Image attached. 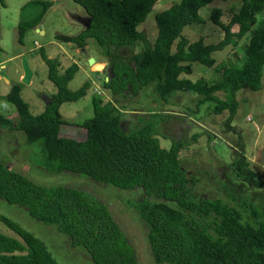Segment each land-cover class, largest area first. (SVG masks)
<instances>
[{
  "label": "trees",
  "instance_id": "16d2710c",
  "mask_svg": "<svg viewBox=\"0 0 264 264\" xmlns=\"http://www.w3.org/2000/svg\"><path fill=\"white\" fill-rule=\"evenodd\" d=\"M72 1L87 12L86 29L78 36L58 38L80 48L94 39L103 47L106 68L110 69L104 88L114 96L135 97L156 83L157 101L165 106L170 105L174 92L195 93L199 108L213 103L214 115L227 113L233 121L240 105L237 93L263 88L264 0H245L241 12L229 22L224 21L222 10H214L213 23L226 33L216 43H206L204 38L191 41L183 35L187 27L205 23L200 12L216 0H182L157 16L155 40H148L138 27L162 0ZM43 6L46 12L51 3ZM37 24L21 27V43ZM237 25L239 30L234 31ZM248 35L244 57L218 61L213 56L216 51L238 48ZM138 44L142 47L136 51ZM45 59L58 93L41 114L35 115L22 97L21 86H13L7 100L16 107L19 120L14 122L0 113V127L24 132L31 144L41 142L43 163L50 172L84 175L122 191L140 192L142 199L134 209L148 227L157 264H264V207L247 203L236 207L223 199L199 198L194 193L199 181L190 177L181 162L186 144L177 141L171 149L162 146V125L178 116L172 114L175 111L150 107V117L136 114V129L126 131L124 112L96 96L95 116L82 123H69L62 114L63 105L85 98L91 83L72 91L69 86L80 66L75 63L61 74L59 59ZM193 62L218 68L222 78L214 83L181 78L191 74ZM66 125L85 128L88 138L63 137ZM252 166L246 154L228 164L237 178L264 191V180L257 177ZM0 199L27 209L45 223L57 224L70 236L73 246H85L96 264H138L136 247L111 207L86 191L36 185L0 161ZM248 212L253 220L247 219ZM0 219L19 236L0 232V264H62L35 233L11 218L0 215Z\"/></svg>",
  "mask_w": 264,
  "mask_h": 264
},
{
  "label": "rangeland",
  "instance_id": "374dc122",
  "mask_svg": "<svg viewBox=\"0 0 264 264\" xmlns=\"http://www.w3.org/2000/svg\"><path fill=\"white\" fill-rule=\"evenodd\" d=\"M181 2L182 0H162L138 30L145 33L148 40H155L159 32L157 16ZM43 3H51L46 12ZM244 5L245 0H216L200 12L205 23L187 27L183 35L191 41L204 38L206 43H216L223 39L226 33L213 23V11L222 10L224 21L229 22L241 12ZM84 16H88L87 12L72 0L0 1V113L14 122L19 120L16 107L7 100L15 85L21 86L22 97L35 115L45 110L52 96L58 93V88L50 81V67L45 56L60 60L61 74H65L77 63L80 69L70 83V89L78 91L87 83H91V88L82 100L63 105L62 114L65 120L69 123H82L93 118V102L96 96H101L105 102H113L124 112L123 129L126 131L133 128V123L139 115L150 117V107H158L162 112L175 111L176 113L172 114L178 116L170 117L172 119L163 123V134L159 139L166 149H171L177 141L186 144L181 152V162L190 177L199 181L194 189L195 195L202 199H223L236 207L244 203L258 209L264 207V191L255 190L253 186L237 178L228 168V164L235 162L240 154H246L257 177L264 180V79L260 91L247 88L237 93L236 98L240 105L233 121H230L227 113L214 115L213 103L199 108V96L195 93L174 92L170 105L165 106L157 101L159 95L156 83L146 87L135 97L114 96L104 88L105 80L110 79V69L106 68L105 72H94L93 69L92 58L108 63L103 47L94 39L89 40L86 48H80L77 44L58 38L60 35L81 34L84 31L82 22L88 23L87 20H82ZM32 24L37 25L26 32L21 43V27ZM238 30L237 25L234 31ZM249 41L250 35L241 40L238 48L230 47L216 51L213 56L218 61L244 57ZM141 47V44H138L136 51ZM26 59L35 73L31 84L23 81ZM181 78L193 82L206 80L214 83L222 78V72L216 67L193 62L191 74H184ZM217 95L224 96L223 93ZM136 127L137 125L133 129ZM62 136L84 141L88 138V131L76 125H66L63 127ZM0 161L7 169L28 178L36 185L83 190L108 204L116 220L126 229L130 242L135 245L138 264H157L150 238L147 236L148 227L134 209L142 199L140 192L122 191L97 183L84 175L50 172L43 163L41 142L31 144L24 132L10 131L2 127ZM250 213H246V217L253 220ZM0 215L11 218L43 239L60 263L96 264L85 246H73L70 236L62 232L57 224L45 223L31 216L27 209L10 205L1 199ZM0 232L19 238L1 219Z\"/></svg>",
  "mask_w": 264,
  "mask_h": 264
},
{
  "label": "water",
  "instance_id": "95a60500",
  "mask_svg": "<svg viewBox=\"0 0 264 264\" xmlns=\"http://www.w3.org/2000/svg\"><path fill=\"white\" fill-rule=\"evenodd\" d=\"M92 63L94 72H105L107 66L105 62H99L95 58H92ZM25 69L26 73L23 81L26 84H31L35 74L27 59L25 60Z\"/></svg>",
  "mask_w": 264,
  "mask_h": 264
},
{
  "label": "crops",
  "instance_id": "0c3cea01",
  "mask_svg": "<svg viewBox=\"0 0 264 264\" xmlns=\"http://www.w3.org/2000/svg\"><path fill=\"white\" fill-rule=\"evenodd\" d=\"M88 18H89L88 16H84V17L82 18V20H87V21H88ZM82 23H83L84 30H85L87 24H85L84 21H83ZM34 74H35V73H34ZM34 76H35V75H34Z\"/></svg>",
  "mask_w": 264,
  "mask_h": 264
}]
</instances>
